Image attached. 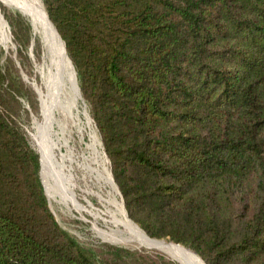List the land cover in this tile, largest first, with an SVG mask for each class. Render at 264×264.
Here are the masks:
<instances>
[{
    "label": "trees",
    "instance_id": "trees-1",
    "mask_svg": "<svg viewBox=\"0 0 264 264\" xmlns=\"http://www.w3.org/2000/svg\"><path fill=\"white\" fill-rule=\"evenodd\" d=\"M42 3L129 218L206 264H264V0ZM17 60L0 57V264H162L85 249L58 225L28 134L39 95Z\"/></svg>",
    "mask_w": 264,
    "mask_h": 264
},
{
    "label": "rangeland",
    "instance_id": "rangeland-1",
    "mask_svg": "<svg viewBox=\"0 0 264 264\" xmlns=\"http://www.w3.org/2000/svg\"><path fill=\"white\" fill-rule=\"evenodd\" d=\"M0 2L3 4L2 6L5 8L8 16L6 19L2 12H0L1 62L4 63L5 59L10 57L16 66L19 67V62L17 60L18 52H21L28 57L32 67L30 70L32 77L29 78L23 71H21L22 75H25L23 77H25L26 82L30 84L35 91L37 89L40 97H42V95L47 92V86H45L46 84L42 81L41 76L39 73L37 74V72L40 70V67H43L46 63L50 62L49 55L44 47V42L41 37L33 35L32 26L27 19H25L20 13L7 7L1 0ZM17 15L26 23V33L30 40V45L26 47H23V43L20 41L18 42L14 38L15 30L13 25L15 21L12 19ZM34 39L36 40L34 47L32 48ZM80 95H82L81 91ZM23 104L25 108L29 109L26 102H23ZM41 104L40 118L39 116L35 117L30 114L32 130H28V134L30 136L32 147L36 152L38 151L41 156V178L43 177L42 182L44 191L51 212L58 225L73 237L81 247L92 250L96 253L104 251V246H110L113 248L139 252L150 261L158 260L160 257L159 261L162 264H170L172 262L182 264L173 256L166 254L156 246L140 240L138 237L139 232L135 227L130 225L129 222L138 226L142 233L150 240L172 243L193 251L188 246L174 243L170 237L157 239L155 237L151 238L147 236L141 226L134 223L127 216L124 209L125 205L123 207V197L112 177L111 162L106 155L97 126L93 121L88 111V106L82 96L81 101L79 102L81 122L78 121V125L80 132L77 128H73V136L70 138L68 149L62 148L55 152V159L59 161L61 155L67 154L68 150H70L73 161L69 163L67 162V165L69 171H71L73 175V185H70L68 181H62L58 174H56L59 169L57 161L53 170L55 176L53 178L50 176V170L47 169L44 163L45 152L40 137L44 130L45 123ZM39 147L42 150V155ZM58 178H60V180ZM120 210L125 212V217ZM193 252L199 256L195 251ZM199 258L201 259L200 256Z\"/></svg>",
    "mask_w": 264,
    "mask_h": 264
},
{
    "label": "bare ground",
    "instance_id": "bare-ground-1",
    "mask_svg": "<svg viewBox=\"0 0 264 264\" xmlns=\"http://www.w3.org/2000/svg\"><path fill=\"white\" fill-rule=\"evenodd\" d=\"M1 1L7 7L20 13L27 19L32 26L33 35L41 37L44 42V47L49 55L50 62L40 67L38 73L42 81L46 84L45 86H47V92L40 97L36 89L40 104L42 103V115L45 120L44 130L40 135L41 144L45 152L44 163L47 169L50 170V176L53 178L55 176V172H53L54 166L58 162L59 169L56 174H58L62 181H68L70 185H73V175L67 165V162L73 161L70 150H68L67 154H62L59 161L55 159V152L62 148L68 149L70 138L73 136V128H77L80 132L78 121L81 122L79 110L81 95L75 69L66 54L60 35L53 26L54 24H51L50 18H48L42 0ZM60 178L58 179L60 180ZM120 211L125 217L127 214L126 209V214L123 210ZM129 223L139 232L138 237L140 240L156 246L166 254L173 256L182 264H205L193 251L172 243L150 240L142 233L138 226L131 222Z\"/></svg>",
    "mask_w": 264,
    "mask_h": 264
},
{
    "label": "water",
    "instance_id": "water-1",
    "mask_svg": "<svg viewBox=\"0 0 264 264\" xmlns=\"http://www.w3.org/2000/svg\"><path fill=\"white\" fill-rule=\"evenodd\" d=\"M44 6V5H43ZM45 9V8H44ZM6 22V21H5ZM55 27V26H54ZM62 39V38H61ZM63 41V40H62ZM63 45H64V49H65V51H66V48H65V43H64V41H63ZM66 54H67V52H66ZM22 76H25V75H22ZM23 79H24V81H26V79H25V77H23ZM48 202V201H47ZM124 205V204H123ZM48 206H49V203H48ZM49 208H50V206H49ZM51 210V209H50Z\"/></svg>",
    "mask_w": 264,
    "mask_h": 264
}]
</instances>
